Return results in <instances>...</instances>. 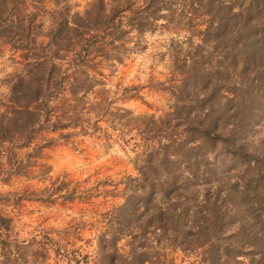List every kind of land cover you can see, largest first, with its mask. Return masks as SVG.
Here are the masks:
<instances>
[{"label": "trees", "instance_id": "obj_1", "mask_svg": "<svg viewBox=\"0 0 264 264\" xmlns=\"http://www.w3.org/2000/svg\"><path fill=\"white\" fill-rule=\"evenodd\" d=\"M46 2L0 0L12 65L0 78V185L41 176L30 167L55 140L107 144L109 133L132 140V172L83 188L55 176L46 197L0 191V264H87L91 245V264H173L176 251L198 264H264V0ZM155 31L167 35L154 53L164 72L146 83L166 102L133 112L121 100L137 92L115 97L104 71ZM30 199L83 207L62 227L18 240L4 209Z\"/></svg>", "mask_w": 264, "mask_h": 264}, {"label": "rangeland", "instance_id": "obj_2", "mask_svg": "<svg viewBox=\"0 0 264 264\" xmlns=\"http://www.w3.org/2000/svg\"><path fill=\"white\" fill-rule=\"evenodd\" d=\"M70 1L80 7L86 0ZM46 6L49 7V0H47ZM24 9L26 11L32 10L30 5ZM166 37L167 35L165 33H159L157 31L146 34L142 38L144 48L137 49L135 53L127 57L120 67L113 68L114 70L110 74H108L109 72L107 70L104 71L107 74L105 80L106 87L111 90L112 94L115 93V97L119 98L123 92V88H131L128 92H137L138 98L121 100V105L130 108L133 112H154L163 108L166 102V94L150 90L147 88L146 83L149 74L156 78L162 77L164 68H162L160 62L154 60V53L158 50L159 44L166 40ZM36 40L38 43L45 41L42 36H38ZM8 55V47L6 45H0V78L11 70L12 65L10 60H8ZM258 99L261 104H264V88ZM116 103L118 104L120 102L117 101ZM107 132L109 133L110 130ZM109 134L110 138L107 144L87 136L84 138H70L69 142H65L63 139L55 140L51 145L44 147L38 155L37 162L42 166L39 167L36 163V165L30 167L32 174H41V176L30 179L19 176L10 178L9 184L0 185V191L4 192L6 190H21L26 188V191L33 190L39 193L41 197H46L48 194L41 192V190L45 186H48L49 178L55 176L62 177L65 175L67 179L72 180L79 188H83L92 186L102 176L107 175L113 178V176L132 172L131 165L128 161L131 155L128 147L132 140L129 139L127 143L121 142L115 133ZM263 135L264 129H261L256 136L262 139L264 138ZM259 145V143H254L253 146L254 148H258ZM16 152L19 158H22L25 149H17ZM226 163L230 165L237 163V161L228 160ZM260 166L261 169H264V163L262 165L260 164ZM44 169L46 172L43 173ZM59 201L57 199L52 205H49V203H41V201L30 199L24 201L21 207H14V209L5 207L4 211L12 218L11 236L20 240L33 234H42L45 231H50V229L62 227L64 222L71 216H74L78 209L83 207L76 202L60 203ZM99 202L100 197L94 196L93 204L95 207L99 206ZM84 235L88 236V232H85V230ZM92 249V245L86 248L90 254V259L87 264H91ZM173 255V264H198L197 258L193 257L194 255L181 258L179 251L174 252ZM47 262L48 264H53L55 260L49 258L44 264H47ZM57 264L61 263L57 262Z\"/></svg>", "mask_w": 264, "mask_h": 264}]
</instances>
